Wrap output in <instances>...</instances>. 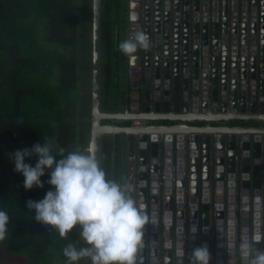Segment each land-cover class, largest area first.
Instances as JSON below:
<instances>
[{"label":"water","instance_id":"95a60500","mask_svg":"<svg viewBox=\"0 0 264 264\" xmlns=\"http://www.w3.org/2000/svg\"><path fill=\"white\" fill-rule=\"evenodd\" d=\"M127 5V38L143 31L150 43L127 56L134 91L112 113L101 109L94 0L90 141L102 166L103 137L126 136L127 190L149 218L137 264H198L193 249L204 243L209 264H249L243 242L259 233L264 250V0Z\"/></svg>","mask_w":264,"mask_h":264},{"label":"trees","instance_id":"16d2710c","mask_svg":"<svg viewBox=\"0 0 264 264\" xmlns=\"http://www.w3.org/2000/svg\"><path fill=\"white\" fill-rule=\"evenodd\" d=\"M93 5L94 0H0V207L10 216L0 251L16 264H90L88 257L69 262L63 255L69 243L83 246L78 226L61 236L35 221L25 202L42 198L50 185L24 189L8 153L42 140L66 152L89 145ZM101 5V109L120 113L133 90L125 78L128 55L118 48L127 38L128 5L127 0ZM102 167L126 184L125 134L103 137Z\"/></svg>","mask_w":264,"mask_h":264},{"label":"clouds","instance_id":"9594fccd","mask_svg":"<svg viewBox=\"0 0 264 264\" xmlns=\"http://www.w3.org/2000/svg\"><path fill=\"white\" fill-rule=\"evenodd\" d=\"M149 38L143 31L119 42L125 55H133L138 48H148ZM35 157V162L28 158ZM13 171L22 177L28 190L50 185L42 198L27 199L25 206L34 211L35 221L54 227L64 236L75 227L83 246L69 243L63 255L69 262L88 257L91 264H137L138 253L144 246L145 226L149 221L144 206L129 194L126 184L109 178L96 156L93 139L83 149L65 151L54 148L48 140L37 141L30 147L17 148L8 153ZM47 174V179L41 178ZM10 216L0 207V241L8 234ZM193 234L197 226H192ZM261 236L241 244L245 256L254 249L249 264H264V250L255 248ZM198 264H209L210 252L206 243L194 247Z\"/></svg>","mask_w":264,"mask_h":264},{"label":"rangeland","instance_id":"374dc122","mask_svg":"<svg viewBox=\"0 0 264 264\" xmlns=\"http://www.w3.org/2000/svg\"><path fill=\"white\" fill-rule=\"evenodd\" d=\"M113 122L115 121H120V120H111ZM128 183V181L126 182V184ZM128 185V184H127ZM131 191V190H129ZM16 259L12 258V257H7L6 255L2 254L0 251V264H7V263H11V264H16Z\"/></svg>","mask_w":264,"mask_h":264},{"label":"crops","instance_id":"0c3cea01","mask_svg":"<svg viewBox=\"0 0 264 264\" xmlns=\"http://www.w3.org/2000/svg\"><path fill=\"white\" fill-rule=\"evenodd\" d=\"M124 71H125V69H124ZM125 78H126V73H125ZM134 90H132L131 92H133ZM127 92V91H126ZM129 92V91H128ZM199 124V123H198ZM198 124H195V125H198ZM213 123H210V124H207V123H200L199 125H204V126H207V125H212ZM236 124V123H235ZM241 124H243V125H247V123H241ZM192 125H194V124H192ZM227 125H233V126H235L233 123H231V124H227ZM249 125V124H248Z\"/></svg>","mask_w":264,"mask_h":264},{"label":"built area","instance_id":"2783aa9c","mask_svg":"<svg viewBox=\"0 0 264 264\" xmlns=\"http://www.w3.org/2000/svg\"><path fill=\"white\" fill-rule=\"evenodd\" d=\"M142 123H143V122L138 121V120L135 121V124H137V125H140V124H142Z\"/></svg>","mask_w":264,"mask_h":264},{"label":"flooded vegetation","instance_id":"af4514ba","mask_svg":"<svg viewBox=\"0 0 264 264\" xmlns=\"http://www.w3.org/2000/svg\"><path fill=\"white\" fill-rule=\"evenodd\" d=\"M131 190V189H130ZM130 193V195H132L133 196V194H132V190L129 192Z\"/></svg>","mask_w":264,"mask_h":264}]
</instances>
